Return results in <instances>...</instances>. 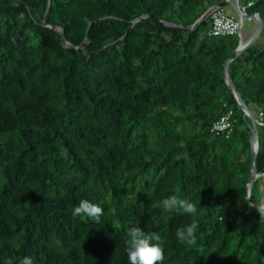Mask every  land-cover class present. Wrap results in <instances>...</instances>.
<instances>
[{
    "label": "trees",
    "instance_id": "obj_1",
    "mask_svg": "<svg viewBox=\"0 0 264 264\" xmlns=\"http://www.w3.org/2000/svg\"><path fill=\"white\" fill-rule=\"evenodd\" d=\"M224 1L0 0V264H129L132 226L163 264H264V125L249 199L251 122L224 70L239 39L188 29ZM243 1L264 30V0ZM229 74L264 124V40ZM223 105L231 131L211 134ZM174 195L197 214L166 210ZM81 200L99 223L72 215Z\"/></svg>",
    "mask_w": 264,
    "mask_h": 264
},
{
    "label": "clouds",
    "instance_id": "obj_2",
    "mask_svg": "<svg viewBox=\"0 0 264 264\" xmlns=\"http://www.w3.org/2000/svg\"><path fill=\"white\" fill-rule=\"evenodd\" d=\"M221 9L224 10V8ZM255 18H259V16L257 15V17ZM239 44L242 45L241 43ZM262 117L259 116L257 118L256 116L258 121L257 126L264 125L261 122ZM255 142H258V134ZM162 203L164 208L168 211H172L179 208L182 209L184 213L191 214L192 216H195L197 214V205L186 198L177 197L174 195L170 198L164 199ZM102 214L103 208L98 204H93L89 202L88 200H81L72 212V215L74 217L85 216L96 223H99ZM197 228L198 224L193 223L191 225L178 229L176 232V236L179 243L186 244L189 246L196 245ZM128 236L130 238L128 241L127 248L129 264H158V262L159 264H163L164 250L158 243L161 240V236L158 233L153 232L150 234H145V232L140 227L132 226L128 230ZM8 264H12V261L9 260ZM20 264H34V261L31 257L25 256L20 262Z\"/></svg>",
    "mask_w": 264,
    "mask_h": 264
},
{
    "label": "water",
    "instance_id": "obj_3",
    "mask_svg": "<svg viewBox=\"0 0 264 264\" xmlns=\"http://www.w3.org/2000/svg\"><path fill=\"white\" fill-rule=\"evenodd\" d=\"M228 6H231L235 12L237 14H240V10H239V6H238V0H226L224 2H222L221 4L217 5V6H213L211 8H209L192 26H190L188 29L189 30H195L199 24H201L203 21L207 20L209 18V16L212 14V12L216 9V8H226ZM139 20V19H138ZM245 20H252L255 22V32L253 37L246 43V44H242V45H238L237 49L234 51V53L232 54V56L229 58V60L226 61V63L224 64V70H225V76H226V80H227V85L228 88L230 90V92L233 94L238 106L241 108V110L243 111V113L249 117L250 122H251V126L249 128L248 131V142L250 144V148L251 151L253 153V170H252V174H251V180L249 182L248 185V198H251V194H252V188H253V184L254 181L257 178V169H256V154L258 151V142H255L256 138H257V125H258V121L256 118V115L254 114V112H252L243 102L241 96L239 95V93L236 91V88L230 78V74H229V64L234 61L236 58H238L245 50H247L251 45H253L255 43V41L259 38V36L261 35L262 32V24L261 22H258L256 20V18L253 15H249L245 17ZM157 24H159L158 22H156ZM91 24H89L87 31L89 30ZM60 39H61V43L64 45V47L70 51V52H80L82 51V49L86 46L87 40L85 39L83 41V43L77 47V48H69V45L65 42V37L63 36V32L61 31L60 33Z\"/></svg>",
    "mask_w": 264,
    "mask_h": 264
},
{
    "label": "built area",
    "instance_id": "obj_4",
    "mask_svg": "<svg viewBox=\"0 0 264 264\" xmlns=\"http://www.w3.org/2000/svg\"><path fill=\"white\" fill-rule=\"evenodd\" d=\"M252 3H248L247 6L241 10L237 18L228 16L223 9L216 8L209 17V31L207 33L210 38H239L241 30L243 28L244 18L247 16L245 9L250 8ZM257 17V15H254ZM227 109L226 105H223ZM227 113L220 117L210 128V133L219 135L223 132L228 134L231 131V121L233 119V112L231 109H227ZM263 116L262 113L259 115Z\"/></svg>",
    "mask_w": 264,
    "mask_h": 264
},
{
    "label": "rangeland",
    "instance_id": "obj_5",
    "mask_svg": "<svg viewBox=\"0 0 264 264\" xmlns=\"http://www.w3.org/2000/svg\"><path fill=\"white\" fill-rule=\"evenodd\" d=\"M239 7H240L241 10H243L245 8V4H244L243 0H239ZM224 12L230 17H238V14L235 12V10L231 6L226 7L224 9ZM245 12L247 14V12H249V9H245ZM254 24H255L254 21L245 20L244 19L243 28H242V31H241L243 38L248 32L252 31L255 28ZM209 28H210V26H209ZM208 31H209V29L207 30V33H208ZM262 40H264V30H263V33H262L260 41H262ZM257 178H258V175H257ZM260 210L264 212L262 207H260Z\"/></svg>",
    "mask_w": 264,
    "mask_h": 264
},
{
    "label": "crops",
    "instance_id": "obj_6",
    "mask_svg": "<svg viewBox=\"0 0 264 264\" xmlns=\"http://www.w3.org/2000/svg\"><path fill=\"white\" fill-rule=\"evenodd\" d=\"M238 6H239V0H238ZM240 8V7H239ZM225 9V8H224ZM234 18H237V17H234ZM256 20L258 21V22H261V24H262V21H261V19L260 18H256ZM255 23V22H254ZM254 27H255V24H254ZM242 31V30H241ZM254 32H255V28L252 30V31H250V32H248L245 36H244V38L242 37V32H241V35H240V37L238 38L239 39V43H241V44H246L252 37H253V35H254ZM262 33H263V25H262V32H261V35L259 36V38L255 41V43H257L260 39H261V36H262ZM254 43V44H255ZM253 44V45H254ZM252 46V45H251ZM250 46V47H251Z\"/></svg>",
    "mask_w": 264,
    "mask_h": 264
}]
</instances>
